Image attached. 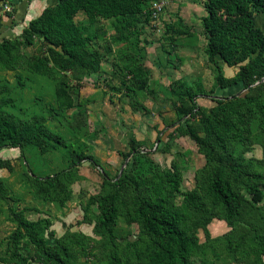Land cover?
Returning a JSON list of instances; mask_svg holds the SVG:
<instances>
[{
    "label": "trees",
    "instance_id": "obj_1",
    "mask_svg": "<svg viewBox=\"0 0 264 264\" xmlns=\"http://www.w3.org/2000/svg\"><path fill=\"white\" fill-rule=\"evenodd\" d=\"M148 2L56 0L25 29L27 43L39 36L49 45L47 55L25 61L26 69L50 77L73 67L98 71L101 57L91 46L88 27L75 20L77 14L87 12L90 21L113 20L116 40L127 41L129 34L137 33L138 15ZM203 7L206 14L201 25L207 36L205 53L215 69L214 86L240 85L242 91L210 99L201 89L189 94L192 107L186 114L198 116L203 135L193 124L183 125L181 118L170 124L193 140L205 159L193 188L182 190L178 166L173 163L160 169L145 156L142 143L131 136L129 151L123 154L132 155V165L112 179L104 175L102 191L85 206L88 209L96 201L94 236L69 229L55 236L49 218L30 219L23 210H12L10 220L16 226L7 237L0 264H81L83 257H101L107 264H193L194 257L220 259L217 244L232 261L264 264V211L258 206L264 199V31L256 24V17L264 15V0H204ZM19 44L16 39L0 41L1 68H16ZM220 61L238 69L226 76ZM127 67L133 72L140 64ZM199 96L215 105L204 104ZM9 105V99L0 97V150L22 151L33 145L44 151L51 141L63 144L42 117L23 120L4 108ZM255 144L262 148L261 157L252 153ZM71 157L73 165L88 160L99 166L92 154L74 151ZM68 174L70 169H64L43 180L55 189L61 205L69 193L61 196L59 176ZM121 216L139 228L123 242L116 235ZM213 220L224 221L228 230L213 236L208 228ZM198 229L204 234L203 241L196 234ZM26 244L32 249L22 252Z\"/></svg>",
    "mask_w": 264,
    "mask_h": 264
},
{
    "label": "rangeland",
    "instance_id": "obj_2",
    "mask_svg": "<svg viewBox=\"0 0 264 264\" xmlns=\"http://www.w3.org/2000/svg\"><path fill=\"white\" fill-rule=\"evenodd\" d=\"M154 1L149 0L138 15L137 33L129 34L127 41L116 40L113 20L90 21L87 12H79L75 20L86 25L93 36L91 46L101 57L100 67L96 72L73 67L50 77L26 69L25 61L47 55L49 45L39 36L27 43L25 29L32 18L56 0H0V41L20 42L16 68L0 67V97L10 100L4 108L23 120L42 117L44 124L63 140V144L49 142L44 151L33 145L22 151L0 150V256L5 255L7 237L16 226L10 220L12 210H23L30 219L49 218L55 236L67 229L94 236L96 201L88 209L85 206L90 197L96 198L102 191L104 175L112 179L132 165V155L123 154L129 151L131 136L142 143L145 156L160 169H168L173 163L178 166L182 190L195 185L197 171L205 159L195 142L170 124L181 118L183 125L193 124L203 135L198 116L186 114L192 107L189 94L201 89L210 99L232 96L242 87L214 86L215 69L205 53L207 36L201 25L206 14L204 0H163L164 8L156 17L151 10ZM256 24L264 31V15L256 17ZM133 62L140 68L131 72L127 65ZM220 63L226 76L238 69ZM199 97L204 104L215 105L205 96ZM74 151L94 155L99 166L88 160L73 165ZM252 153L261 157V146L255 144ZM64 169H70L71 174L59 176L61 196L69 193L61 205L55 189L43 180ZM180 200L177 196L176 202ZM258 206L264 211V199ZM221 222L214 221L224 224ZM138 230L137 223L128 224L119 217L116 235L120 242ZM227 230L226 226L217 234ZM196 234L204 240L201 229ZM25 247L22 252L32 249L31 245ZM216 248L220 259L194 257L193 264H242L232 261L222 245ZM80 262L107 264L101 257H83Z\"/></svg>",
    "mask_w": 264,
    "mask_h": 264
},
{
    "label": "crops",
    "instance_id": "obj_3",
    "mask_svg": "<svg viewBox=\"0 0 264 264\" xmlns=\"http://www.w3.org/2000/svg\"><path fill=\"white\" fill-rule=\"evenodd\" d=\"M260 15H263V14H259L258 16ZM224 63V62H222ZM225 64V63H224ZM222 65V64H221ZM237 85H234V86H230V87H235ZM230 87H227V88H230ZM221 89V88H220ZM255 155L256 157H259L258 154H253ZM215 221V220H214ZM214 221L212 223L209 224L208 228L210 231H212L215 235H217V233H219L220 231L224 230L225 227H226V223L223 221L221 223H224V224H216L214 223Z\"/></svg>",
    "mask_w": 264,
    "mask_h": 264
},
{
    "label": "built area",
    "instance_id": "obj_4",
    "mask_svg": "<svg viewBox=\"0 0 264 264\" xmlns=\"http://www.w3.org/2000/svg\"><path fill=\"white\" fill-rule=\"evenodd\" d=\"M163 0H156L152 3L151 10L153 11V15L156 17L164 8Z\"/></svg>",
    "mask_w": 264,
    "mask_h": 264
},
{
    "label": "water",
    "instance_id": "obj_5",
    "mask_svg": "<svg viewBox=\"0 0 264 264\" xmlns=\"http://www.w3.org/2000/svg\"><path fill=\"white\" fill-rule=\"evenodd\" d=\"M262 80H264V78L262 79ZM258 82H256L255 84H257ZM122 172V169L120 170V172H119V174Z\"/></svg>",
    "mask_w": 264,
    "mask_h": 264
}]
</instances>
